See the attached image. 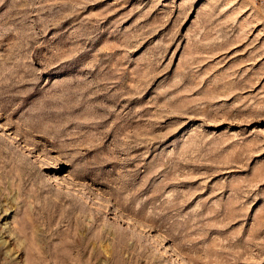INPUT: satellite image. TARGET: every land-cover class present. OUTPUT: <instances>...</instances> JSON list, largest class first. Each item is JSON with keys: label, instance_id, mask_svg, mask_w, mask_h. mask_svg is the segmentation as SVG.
<instances>
[{"label": "rangeland", "instance_id": "1", "mask_svg": "<svg viewBox=\"0 0 264 264\" xmlns=\"http://www.w3.org/2000/svg\"><path fill=\"white\" fill-rule=\"evenodd\" d=\"M0 264H264V0H0Z\"/></svg>", "mask_w": 264, "mask_h": 264}]
</instances>
